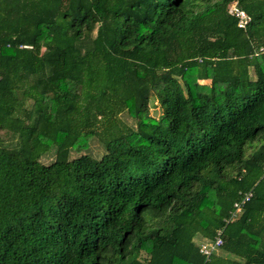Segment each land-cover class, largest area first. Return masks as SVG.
<instances>
[{"label":"trees","instance_id":"trees-1","mask_svg":"<svg viewBox=\"0 0 264 264\" xmlns=\"http://www.w3.org/2000/svg\"><path fill=\"white\" fill-rule=\"evenodd\" d=\"M0 131V264H264V0H0Z\"/></svg>","mask_w":264,"mask_h":264},{"label":"built area","instance_id":"built-area-1","mask_svg":"<svg viewBox=\"0 0 264 264\" xmlns=\"http://www.w3.org/2000/svg\"><path fill=\"white\" fill-rule=\"evenodd\" d=\"M229 13L239 18L238 26L241 28H246L247 24L251 20V17L240 7L237 2H233L229 7ZM253 193L245 192L242 194V198L235 203V211L232 217L227 219L226 222L229 223L236 219L241 213H243L244 204L251 199ZM224 229L221 228L217 231L213 239H204L199 241L200 252L207 258V260L224 244Z\"/></svg>","mask_w":264,"mask_h":264},{"label":"rangeland","instance_id":"rangeland-1","mask_svg":"<svg viewBox=\"0 0 264 264\" xmlns=\"http://www.w3.org/2000/svg\"><path fill=\"white\" fill-rule=\"evenodd\" d=\"M204 82H209V81H204ZM156 101H152L151 104V108H150V114L152 116L155 117H159V115L161 114V108L156 105L155 103ZM117 121L119 123H126L128 126L130 127H136L137 121L136 119H134L133 117L129 116L128 113L126 111L122 112L118 118ZM0 138L2 140H5V142L10 141V136L9 134H7L5 131H0ZM13 140V139H11ZM105 146H104V142L101 139V137H94L91 139L90 141V146L87 149H82V151L80 153H72L73 156H78L82 153H88L91 154L92 156L95 157H100L104 152H105ZM56 156V151H55V147L48 153L44 154L41 158L42 162L48 164L50 162H52L55 159ZM204 238H201V236L197 237V242H199L200 240H202ZM214 254L219 255V256H232L229 255L228 253H226L222 248L218 249ZM142 256L144 257L145 254L143 253Z\"/></svg>","mask_w":264,"mask_h":264}]
</instances>
